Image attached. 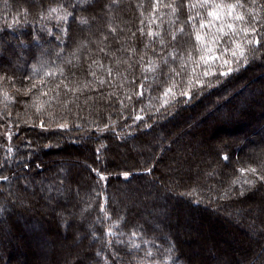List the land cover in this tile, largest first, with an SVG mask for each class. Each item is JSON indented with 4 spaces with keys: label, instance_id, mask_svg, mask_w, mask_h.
<instances>
[{
    "label": "trees",
    "instance_id": "16d2710c",
    "mask_svg": "<svg viewBox=\"0 0 264 264\" xmlns=\"http://www.w3.org/2000/svg\"><path fill=\"white\" fill-rule=\"evenodd\" d=\"M0 121V264H264V0H0Z\"/></svg>",
    "mask_w": 264,
    "mask_h": 264
},
{
    "label": "snow or ice",
    "instance_id": "6c2138e0",
    "mask_svg": "<svg viewBox=\"0 0 264 264\" xmlns=\"http://www.w3.org/2000/svg\"><path fill=\"white\" fill-rule=\"evenodd\" d=\"M209 2H210V0H198V3H199V5H200L201 7L206 6ZM237 6H240L239 3L236 4V5H228V6H227L228 9H229L228 14L231 15L232 10H233L235 7H237ZM193 7H196V5H193ZM213 7H214V9H220V8L223 7V5H220V4H213ZM50 11H51V12H57L58 9H51ZM67 15H71V13H66L65 16H63V17H61V18L66 19V18H67ZM208 15H209V16H212L214 19H219V18H220V16H219V14L217 13V11H211V12L208 13ZM235 19H237V20H243L244 17L241 16V15H236ZM201 27H204V25L202 24ZM228 28L231 29V28H232V25L229 24V25H228ZM220 31H223V29L221 28ZM243 31L247 32L248 29H244ZM200 39H201V37H200L199 35H197V40H200ZM237 47L239 48L240 46L237 45ZM233 55H236V52H233ZM240 55L243 56V52H242V51H241ZM205 62H207V61H205ZM225 63H227V61H225ZM208 74H209L208 72H205V73H204V75H208ZM169 91H170V90H169ZM185 94H186V93H185ZM137 118L139 119V117H137Z\"/></svg>",
    "mask_w": 264,
    "mask_h": 264
},
{
    "label": "rangeland",
    "instance_id": "374dc122",
    "mask_svg": "<svg viewBox=\"0 0 264 264\" xmlns=\"http://www.w3.org/2000/svg\"><path fill=\"white\" fill-rule=\"evenodd\" d=\"M13 130L10 125L7 124H3L0 121V136L3 138H7L6 143L5 144H9L11 146V134Z\"/></svg>",
    "mask_w": 264,
    "mask_h": 264
}]
</instances>
